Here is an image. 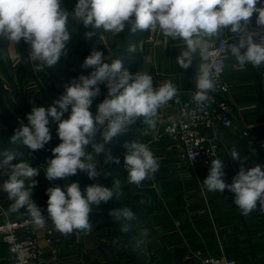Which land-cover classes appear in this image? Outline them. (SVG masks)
<instances>
[{
  "label": "clouds",
  "instance_id": "obj_1",
  "mask_svg": "<svg viewBox=\"0 0 264 264\" xmlns=\"http://www.w3.org/2000/svg\"><path fill=\"white\" fill-rule=\"evenodd\" d=\"M254 14L259 31L251 28ZM70 21L90 29L85 33L89 40L99 35L101 29L113 35L124 32L126 27L132 33L158 30L172 41L185 45L176 57L182 69H188L196 55L208 50L215 41L224 44V52L230 54L240 68L249 64L257 69L264 66V0H78L71 12L63 6L62 0H0V38L28 45L25 62L32 63L34 72L52 68L62 57H67ZM233 39L237 42L229 43ZM136 50L135 45L127 49L129 53ZM81 68L90 71L66 84L63 94L47 108L31 101L27 124L21 122L10 141L30 151L44 149L52 140L51 120L57 124L60 143L51 149L46 178L49 181L67 179L83 172L95 182L83 191L78 182L68 184L66 190L60 186L49 187L46 218L32 199L39 169L25 160L12 163L23 157V153L0 152V175L7 176L0 190L13 202L9 212L17 213L24 208L37 227L44 229L50 220L55 231L65 236L90 232L94 209L122 194L120 179H114L111 187L99 182L111 176L110 171L99 166V156H104L105 165L120 163L106 145L138 120L154 127L158 110L173 99L179 102L178 89L171 81L153 87V78L147 72L132 74L124 68L123 60L107 62L100 50L93 49ZM194 82L193 101L197 105L210 103L209 93L216 90L217 81L207 64L199 65ZM101 85L107 88V95L93 113V101L101 95ZM65 113H69L67 118H64ZM123 146L127 150L124 156L127 183L140 186L146 179L154 178L160 162L149 145L134 140ZM229 155L240 162L232 183L225 182V165L217 158L211 161L209 174L203 179L204 187L208 192L223 193L227 189L233 193L234 204L244 216L257 208L264 213V166L256 164L246 170L244 160L247 158L242 159L235 147ZM108 216L119 224L121 233H127L130 222L136 219L129 207L110 209ZM141 235L146 238L147 230ZM120 243V237L113 240L114 245Z\"/></svg>",
  "mask_w": 264,
  "mask_h": 264
},
{
  "label": "crops",
  "instance_id": "obj_2",
  "mask_svg": "<svg viewBox=\"0 0 264 264\" xmlns=\"http://www.w3.org/2000/svg\"><path fill=\"white\" fill-rule=\"evenodd\" d=\"M251 27L257 28L255 14ZM130 44L137 49L134 53L138 56L136 72L151 75L153 87L171 81L178 89L179 102L173 99L161 107L154 118L161 128L160 135L154 134L142 119L130 126L128 132L136 140L148 144L160 162L154 178L143 181L145 186L152 184L155 193L146 201L150 212L142 219L146 222L147 216L154 228V236H157L153 246L148 242L149 248H153L156 264H188L185 257L191 253L198 257L224 255L237 264H264V221L259 216V208L244 216L234 204L233 193L227 189L223 193L208 192L203 179L209 174L210 166L193 170L180 159L169 138L162 134L163 127L178 117L180 106L190 96L200 65L199 54L188 69H182L176 57L185 45L181 41H172L158 30L141 31V35L133 38ZM224 79L229 85V97L237 120L231 129L217 126L210 137L220 141L219 159L225 165L224 180L230 184L240 168V162L229 155L233 147L242 159L247 158L244 160L246 170L256 164L264 166V66L259 69L250 65L240 68L235 59L229 57ZM246 130L249 136L243 135ZM12 163L18 161L13 160ZM6 179L7 176L0 175V184ZM35 180L37 185L32 189V199L46 210V190L53 186L46 179ZM11 203L7 193L0 190V226L21 216L24 208L11 213ZM141 227L132 226L128 232L137 230L136 235L140 237ZM35 229L38 245L48 264H94L93 260L86 262L84 259L87 243L83 239L84 232L65 236L54 229L55 242L48 245L42 230L37 226ZM125 240L123 242L126 243ZM55 256L58 262L54 260ZM0 264H12L11 254L1 234ZM194 264H197L196 261Z\"/></svg>",
  "mask_w": 264,
  "mask_h": 264
},
{
  "label": "rangeland",
  "instance_id": "obj_3",
  "mask_svg": "<svg viewBox=\"0 0 264 264\" xmlns=\"http://www.w3.org/2000/svg\"><path fill=\"white\" fill-rule=\"evenodd\" d=\"M62 2L63 6L68 11L71 12L74 9L73 5H75V3L70 5L64 0H62ZM77 33H70L71 37H74ZM99 35L100 38L96 44L97 46H102L104 48V51L102 52L106 57V61L111 62L112 57L109 55V42L114 40L116 35H113L111 32H105L103 29L100 30ZM27 49L28 45H26L23 41H21L19 44H15L0 38V115L5 119H8L9 116L12 117L11 127L14 129L19 127L21 122H23L25 125L27 124L26 115L31 111V101H34L36 106H43L47 108L52 103V101L59 98V96L63 94L65 90L60 86L58 77H56L55 72L58 69L53 71L50 68H45V70L41 72H34L32 70V63L25 62L28 56ZM125 55L126 54H120L119 58L116 59L123 60ZM123 65L124 68H126L130 73H136L135 65ZM104 90L105 97L107 95V88L105 86ZM68 115L69 113H65L64 118H67ZM49 127L52 134V140L47 145H45L44 149L36 150L30 153V156L33 158V160L35 162H40L44 169H46L45 165L47 164V161L52 158V155H50L52 153L51 149L60 143V140L56 134L57 124L50 120ZM5 130H9L8 126L2 125L0 123L1 134H4ZM128 132L129 130L119 135V145H121V142H132L137 139L132 136L133 134L128 136ZM99 139L100 138L98 136L97 140ZM106 147L109 149V144H107ZM7 148H5V150L7 149L9 151H14L17 146L13 144L9 145ZM89 151H91V149H89ZM47 154L49 157L46 159L47 161H45L44 157H46L45 155ZM97 159L99 161V166L104 168L105 164H102L104 156L101 155ZM124 170L125 168L121 171ZM35 178H41V180L43 179V181H46L44 177L40 176V174ZM68 178L71 182H78L82 191L86 186L95 182L94 180L89 179L87 174L83 172H79L77 175L70 176ZM120 180L122 186L128 185L130 188V192L127 195L122 194L120 196H131V200H135L137 203L140 202L141 205L146 204L147 199L149 200V198H152L154 191L152 184L148 183V185L145 186V183L142 182L140 186L130 185L127 183V172L123 173ZM99 182L105 186H108L109 178H101ZM49 184L50 186H54L52 183ZM124 202L125 198L120 199V206L123 205ZM123 207H126V204H124ZM108 211L109 203L106 205H101L98 209H94L91 215V217H103L96 227H93L90 232H84L86 235L83 239L87 243L83 255L84 259H86V262L88 259H91L93 260L92 263L106 262L107 264H156V261L153 259V248H149L150 244L148 242H150L153 246L154 237L157 236H154V228L151 227V222L147 220V216L146 222H144L142 218H138L136 219L138 220V223L136 222V224L133 225V227L136 225V228L143 226L140 228V237H138V235H135V237H129L128 232L120 233L119 236H122L123 238L125 236L123 240H127V245H123L126 243L121 240L119 250L113 251L112 249H109V245L113 244V239L115 237L113 235V231L116 232V229L113 228L111 230L109 229V226L107 228L97 229L101 226L105 227L109 224ZM145 229L148 232V236L146 238L141 235ZM145 239L146 242H142L145 241Z\"/></svg>",
  "mask_w": 264,
  "mask_h": 264
},
{
  "label": "built area",
  "instance_id": "obj_4",
  "mask_svg": "<svg viewBox=\"0 0 264 264\" xmlns=\"http://www.w3.org/2000/svg\"><path fill=\"white\" fill-rule=\"evenodd\" d=\"M251 28L259 31L257 28ZM254 39L258 40L259 37ZM235 42H237L235 39L229 41V43ZM198 54L200 64H207L217 81L216 90L209 93L212 100L210 103L197 105L192 99L196 90L194 84L190 96L180 106L178 117L162 130V134L169 138L180 159L193 170L210 166L213 159L219 158L220 141L216 137H210V134L214 133L217 126L233 128L237 120L229 97V85L224 79L230 54L224 52V44L221 41H215L212 47ZM149 128L154 134L160 135L161 128L156 120L155 126ZM249 134L248 130L243 132L244 136ZM35 203L47 218V211L38 202ZM259 216L264 221V213L260 210ZM46 224L47 226L41 230L46 243L53 245L55 235L52 222L48 220ZM35 227L26 209L22 210L19 219L0 226V234L11 254L12 264H48L43 250L38 245ZM54 260L59 261L57 256ZM185 261L188 264L195 261L197 264H237L224 255L198 257L193 253L188 254Z\"/></svg>",
  "mask_w": 264,
  "mask_h": 264
},
{
  "label": "trees",
  "instance_id": "obj_5",
  "mask_svg": "<svg viewBox=\"0 0 264 264\" xmlns=\"http://www.w3.org/2000/svg\"><path fill=\"white\" fill-rule=\"evenodd\" d=\"M64 1L70 5H73V3H75L76 5V3L78 2V0H64ZM75 5H73V7H75ZM68 30L70 33L78 32L74 37L73 36L71 37V40L68 43V46H67L68 55L67 57H62L56 66L50 68L53 71L55 69H58L55 72V74H56V77H58V82L62 88H64V86L68 84L73 78L78 77L81 74H87L88 71H90L88 69H82L81 64L83 63L84 59L88 55H90L93 49L104 51V48L102 46L99 47L96 44L98 41V39L96 38L97 36H94L90 40L86 39L85 33L89 31L90 29H86L82 24H75L74 22L70 21L68 25ZM138 35H141V31L132 33L127 27L124 32L117 34L116 38L109 42V55L112 57V60L119 58L120 54H126L125 58H123V64L125 65L130 64L131 66H134V65L136 66L138 64L137 54L135 55L134 53H129L127 49H128V46L131 45L130 43L132 42V39L137 37ZM100 87H101V95L93 101V106L91 109L93 113H95L96 111V105L102 102L103 99L105 98L104 97V92H105L104 85H101ZM0 118H1L0 123L2 125H7L9 129L8 131L5 130L4 134H1L0 132V152H3L5 151V148L9 147V145H13V143H11L10 141V137L14 133L11 131H14L15 129L11 127L12 117L9 116L8 119H5L4 117L0 115ZM119 138H120L119 135L113 138V140L109 143V150H110L111 155L114 158L119 159L120 163L117 164L115 162H112L109 165H104V169L111 172V176L109 177V184H108L109 187L112 186L114 179H121L123 173L126 172L125 170L124 171H121V170L125 168L124 156L127 150L123 146L125 142H121V145H119V142H118ZM14 145L17 146V148L14 150L15 152L23 153V157H19L14 160L18 162L25 160L29 162L31 166L38 168L40 176L44 177L49 183H52V185L54 184L53 187L60 186L61 188L66 190V186L72 183L71 181H69V178L68 179L58 178L53 181H49L45 176L46 169H44V167L40 164V162H35L33 158L30 156V153L33 151L29 152V149L23 145H18V144H14ZM50 155H52V153ZM45 156L46 157H44V159L45 161H47L46 159L49 157V155L47 154ZM45 167H47V164L45 165ZM121 191L123 195H127L130 192V188L128 185H123ZM154 195L155 193L153 191V196ZM122 198H125V202L123 203V205L126 204V207H129L133 210V212L136 215V219L138 218L141 219L143 218L145 214H148L150 212L149 207L145 206L147 205V202L146 204L141 205L140 202L137 203L135 200H131V196H119L118 198L116 197L113 198L109 202V210L114 209V208H122L123 205L120 206V203H119V200ZM136 199H139V198H136ZM102 217L103 216L91 217L92 228L96 227V225L101 221ZM136 219L130 222L131 227L138 221ZM108 226H109V229L111 230L113 228L116 229V232L113 231V235L115 236L114 239L117 237H120L121 239H123L122 236H119V234L121 233L119 231V227H120L119 224L114 222L110 216H109V224L105 227L98 226L100 228H97V229L107 228ZM136 233H137V230L128 232V236L131 237L133 235H136ZM123 245H127V244H123ZM119 247H120V244L119 245H114V244L109 245V249H112L113 251H116V250L118 251ZM94 264H107V263L106 262L104 263L95 262ZM191 264H194V263H191Z\"/></svg>",
  "mask_w": 264,
  "mask_h": 264
},
{
  "label": "water",
  "instance_id": "obj_6",
  "mask_svg": "<svg viewBox=\"0 0 264 264\" xmlns=\"http://www.w3.org/2000/svg\"><path fill=\"white\" fill-rule=\"evenodd\" d=\"M96 38L99 40L100 36H99V35H97V37H96Z\"/></svg>",
  "mask_w": 264,
  "mask_h": 264
}]
</instances>
